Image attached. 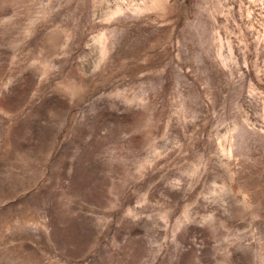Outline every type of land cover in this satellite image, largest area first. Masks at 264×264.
<instances>
[{
  "label": "rangeland",
  "instance_id": "1",
  "mask_svg": "<svg viewBox=\"0 0 264 264\" xmlns=\"http://www.w3.org/2000/svg\"><path fill=\"white\" fill-rule=\"evenodd\" d=\"M0 264H264V0H0Z\"/></svg>",
  "mask_w": 264,
  "mask_h": 264
}]
</instances>
